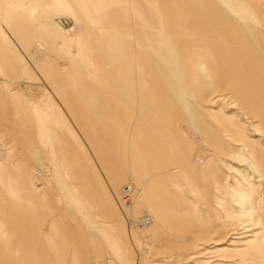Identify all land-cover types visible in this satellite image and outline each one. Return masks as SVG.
I'll list each match as a JSON object with an SVG mask.
<instances>
[{
	"label": "rangeland",
	"instance_id": "1",
	"mask_svg": "<svg viewBox=\"0 0 264 264\" xmlns=\"http://www.w3.org/2000/svg\"><path fill=\"white\" fill-rule=\"evenodd\" d=\"M101 263L264 264V0H0V264Z\"/></svg>",
	"mask_w": 264,
	"mask_h": 264
},
{
	"label": "bare ground",
	"instance_id": "2",
	"mask_svg": "<svg viewBox=\"0 0 264 264\" xmlns=\"http://www.w3.org/2000/svg\"><path fill=\"white\" fill-rule=\"evenodd\" d=\"M62 40L64 41V46H66L67 45V39H66V37H65V34L64 35H62ZM172 56L174 57V60L172 61V60H170V59H172ZM172 56H170L171 58H169V57H166V56H164V55H162L161 56V58H162V60L164 61V62H166L168 65H174L175 67H177L178 65H177V54L176 53H174V51H173V54H172ZM201 67H202V65H200ZM47 106V105H46ZM46 133V132H45ZM36 173V172H35ZM38 176L36 177L37 179L39 178V180H43L44 179V173H38L37 174ZM132 190H131V193L133 192V188H131ZM135 194V193H134ZM238 194V193H237ZM246 196H241L240 197V201L241 202H243V203H246V198H245ZM238 200V199H237ZM239 202V201H238ZM245 212H246V210H244ZM248 211V210H247ZM149 225V224H148ZM105 264H107V263H105Z\"/></svg>",
	"mask_w": 264,
	"mask_h": 264
},
{
	"label": "built area",
	"instance_id": "3",
	"mask_svg": "<svg viewBox=\"0 0 264 264\" xmlns=\"http://www.w3.org/2000/svg\"><path fill=\"white\" fill-rule=\"evenodd\" d=\"M131 186L129 185L128 187H127V189H125V192H131ZM144 223H149L150 222V218L149 217H145L144 218ZM101 264H105V263H101Z\"/></svg>",
	"mask_w": 264,
	"mask_h": 264
},
{
	"label": "crops",
	"instance_id": "4",
	"mask_svg": "<svg viewBox=\"0 0 264 264\" xmlns=\"http://www.w3.org/2000/svg\"><path fill=\"white\" fill-rule=\"evenodd\" d=\"M75 1H78L79 2L80 0H75Z\"/></svg>",
	"mask_w": 264,
	"mask_h": 264
}]
</instances>
